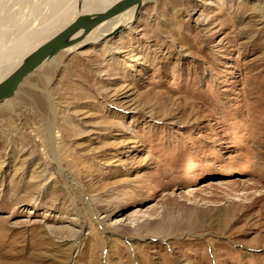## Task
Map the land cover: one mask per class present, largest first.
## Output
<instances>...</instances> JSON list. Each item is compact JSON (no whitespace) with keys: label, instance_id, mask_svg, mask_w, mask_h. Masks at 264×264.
Masks as SVG:
<instances>
[{"label":"rangeland","instance_id":"1","mask_svg":"<svg viewBox=\"0 0 264 264\" xmlns=\"http://www.w3.org/2000/svg\"><path fill=\"white\" fill-rule=\"evenodd\" d=\"M0 264H264V0H143L0 102Z\"/></svg>","mask_w":264,"mask_h":264},{"label":"bare ground","instance_id":"2","mask_svg":"<svg viewBox=\"0 0 264 264\" xmlns=\"http://www.w3.org/2000/svg\"><path fill=\"white\" fill-rule=\"evenodd\" d=\"M116 1L117 0H75L74 3L69 5L67 8V12L73 10V12H71L70 14V17L66 18L67 21L64 22L63 19H58V20L62 21L61 23L62 25L63 24L67 25L79 15L86 14L89 15L90 17H94L96 16L97 13L105 11L109 6H111ZM142 3L143 0L133 5L132 7H129L128 9L122 11L121 13L100 22L99 24H97L87 32H84L82 29L78 30L71 37L72 40L74 39V42L68 47L64 48L63 50L69 53L75 52L84 43L96 44L101 40L103 41V39L105 38L106 39L110 38L116 32L122 30L124 27L128 26L130 22H132L133 17L135 18V15L141 8ZM56 14L57 13H55V16ZM5 20H6L5 16L0 18V80L5 76H7L16 66H18L30 51H32L39 44H41L42 42H44L45 40H47L49 37H51L53 34H55L60 30V29L56 30L60 26V24H58V22H56V19L53 18L49 22L43 21L46 24L42 26L43 28H41L40 30L36 31V28H34L35 30L34 29L33 30L35 32H29V34H26L24 37H22L21 35L20 38L15 39V41H13L14 43L12 45L10 44L7 45V41L5 39L6 30L2 28V26L5 23ZM15 25H17V23ZM22 33L23 32H21V34ZM44 62L42 64H44ZM4 65L7 66L10 65V67L5 72H4L5 69H3Z\"/></svg>","mask_w":264,"mask_h":264},{"label":"water","instance_id":"3","mask_svg":"<svg viewBox=\"0 0 264 264\" xmlns=\"http://www.w3.org/2000/svg\"><path fill=\"white\" fill-rule=\"evenodd\" d=\"M141 0H117L105 11L96 16L79 15L72 22L53 34L47 40L30 51L7 76L0 80V102L11 98L23 80L44 61L51 59L58 52L74 42L71 37L78 30L89 31L100 22L109 19L139 3Z\"/></svg>","mask_w":264,"mask_h":264}]
</instances>
